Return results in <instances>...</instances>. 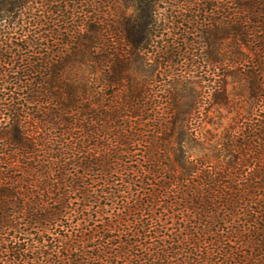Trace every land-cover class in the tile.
Returning a JSON list of instances; mask_svg holds the SVG:
<instances>
[{"label": "trees", "instance_id": "trees-1", "mask_svg": "<svg viewBox=\"0 0 264 264\" xmlns=\"http://www.w3.org/2000/svg\"><path fill=\"white\" fill-rule=\"evenodd\" d=\"M0 264H264V0H0Z\"/></svg>", "mask_w": 264, "mask_h": 264}, {"label": "rangeland", "instance_id": "rangeland-1", "mask_svg": "<svg viewBox=\"0 0 264 264\" xmlns=\"http://www.w3.org/2000/svg\"><path fill=\"white\" fill-rule=\"evenodd\" d=\"M212 66H208L205 70L203 69L201 74L203 76L202 79H207V76L212 78L214 75V72ZM208 84L206 81L205 84L203 83H196V84H189L186 89L183 91V97H182V102L185 104L184 108H196L198 104H202V101L206 100L208 96H210V89L207 87H204V85ZM209 92V95H208ZM214 106V105H213ZM201 107L200 109H202ZM215 110V106L213 107ZM214 114V112H213Z\"/></svg>", "mask_w": 264, "mask_h": 264}]
</instances>
